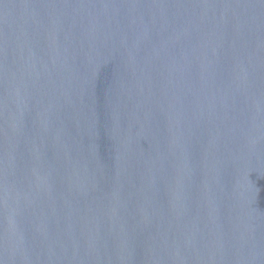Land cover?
<instances>
[{
  "label": "water",
  "instance_id": "obj_1",
  "mask_svg": "<svg viewBox=\"0 0 264 264\" xmlns=\"http://www.w3.org/2000/svg\"><path fill=\"white\" fill-rule=\"evenodd\" d=\"M0 264H264V0H0Z\"/></svg>",
  "mask_w": 264,
  "mask_h": 264
}]
</instances>
